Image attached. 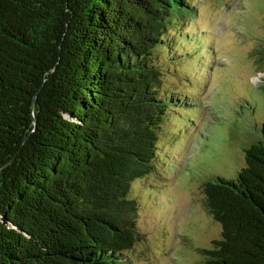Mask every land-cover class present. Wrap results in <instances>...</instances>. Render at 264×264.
<instances>
[{
  "label": "trees",
  "instance_id": "1",
  "mask_svg": "<svg viewBox=\"0 0 264 264\" xmlns=\"http://www.w3.org/2000/svg\"><path fill=\"white\" fill-rule=\"evenodd\" d=\"M197 5L0 0V264H132L133 183L160 169L165 126L190 112L164 78L203 49L182 35ZM261 133L236 178L204 184L221 226L206 264H264Z\"/></svg>",
  "mask_w": 264,
  "mask_h": 264
},
{
  "label": "rangeland",
  "instance_id": "2",
  "mask_svg": "<svg viewBox=\"0 0 264 264\" xmlns=\"http://www.w3.org/2000/svg\"><path fill=\"white\" fill-rule=\"evenodd\" d=\"M197 3L182 35L194 36L185 46L199 40L203 49L164 78L167 88L187 95L190 107L179 109L190 112L185 124L178 117L165 126L160 169L133 183L142 237L127 254L132 264H206L201 251L213 248L221 226L207 211L204 184L213 176L236 178L246 165V149L262 139L264 0ZM148 185L157 188L150 194Z\"/></svg>",
  "mask_w": 264,
  "mask_h": 264
}]
</instances>
